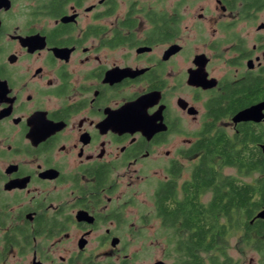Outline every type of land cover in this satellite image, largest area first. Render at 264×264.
Listing matches in <instances>:
<instances>
[{"label":"flooded vegetation","instance_id":"obj_1","mask_svg":"<svg viewBox=\"0 0 264 264\" xmlns=\"http://www.w3.org/2000/svg\"><path fill=\"white\" fill-rule=\"evenodd\" d=\"M260 76L264 0H0V264H139L128 246L145 224L164 243L153 264H201V203L215 198L238 224L222 236L215 215L203 259L264 264V118L233 122L264 101L210 111ZM207 134L246 157V170L212 163L248 187L201 193Z\"/></svg>","mask_w":264,"mask_h":264},{"label":"trees","instance_id":"obj_2","mask_svg":"<svg viewBox=\"0 0 264 264\" xmlns=\"http://www.w3.org/2000/svg\"><path fill=\"white\" fill-rule=\"evenodd\" d=\"M226 95L220 97L218 100L211 104L210 111L212 117H219L230 115L235 110L242 109L243 107L254 104L259 101H264V76L255 77L252 81L242 82L241 84L231 87L228 85L226 89ZM235 92V93H234ZM233 94V96H232ZM197 152H202L201 168L196 173H201V180L196 178L195 185H201V193L205 190H218L219 188H246L245 183H242L230 176H223L221 174V168L216 169L212 163V158L220 157L224 163L222 166H234L239 170H246V157H238L233 152V147L229 143L226 137L221 136H209L201 141L196 147ZM198 177V176H196ZM264 187V184L262 185ZM193 187V186H189ZM188 219L197 217L198 207L197 205L189 207ZM161 214L165 213V209H160ZM228 208L217 205L216 198L205 206L201 203V264H205L203 255L209 254L215 246L213 232L216 228L215 215L222 213L223 216L228 218L227 225H222L221 234L224 236L228 234L231 228H235L238 221H231L229 218ZM216 217V218H217ZM218 220V218H217ZM190 246L186 249L188 254V260L193 256L191 242L187 244ZM187 258L183 257V262L187 263ZM212 264H216L217 261L210 260Z\"/></svg>","mask_w":264,"mask_h":264},{"label":"rangeland","instance_id":"obj_3","mask_svg":"<svg viewBox=\"0 0 264 264\" xmlns=\"http://www.w3.org/2000/svg\"><path fill=\"white\" fill-rule=\"evenodd\" d=\"M249 33H252L251 29H250ZM253 33H255L254 29H253ZM226 35L227 34H224L225 39L227 40V38H229L230 36L229 35L226 36ZM213 40H214V36H212V33L210 32L209 35L207 33L206 37L203 40V42H205V47L206 48L213 47L212 46L214 43ZM201 50H203V49H201ZM227 50H228V45H224V46L220 47L218 49V51H215L214 53L209 52L212 56L213 55L215 56V58L213 59V66H214L215 70H217L218 73H220L219 67L224 66L226 64V61L228 60V56H225V55L223 56L224 51H225V53H227ZM225 66L220 71L226 72V73L230 72V69L227 66L226 67ZM217 72L215 71V73L218 75ZM226 172H231V170L228 169V170H226ZM140 197H141V201L145 197H147L146 192H143V193L141 192ZM146 206H149V205L147 204ZM142 213L145 214L146 212L142 211ZM141 230H142V234H141V237L139 239V242L132 244V245H129L128 246L129 252L131 254H137L136 256L140 258V260L138 261L139 264H153L154 263L153 261L156 259H159V257L162 256V253H164L163 252V244L164 243L154 242L153 237H154L155 233H154L153 228L150 227V225L145 224L144 226H142ZM234 242H235V240H231L229 242L230 243L229 244L230 245L229 254L232 257L237 256L236 251H235L234 246H233V245H235ZM205 264H212V263H211V261L205 260Z\"/></svg>","mask_w":264,"mask_h":264},{"label":"water","instance_id":"obj_4","mask_svg":"<svg viewBox=\"0 0 264 264\" xmlns=\"http://www.w3.org/2000/svg\"><path fill=\"white\" fill-rule=\"evenodd\" d=\"M202 59V57H201ZM205 64V63H204ZM264 111V102L258 103L250 108H247L241 112H239L234 118L233 122H247V121H253V122H260L263 118V112ZM263 154H264V146H263ZM260 217H264V212L260 215ZM155 264H165L164 262H156Z\"/></svg>","mask_w":264,"mask_h":264}]
</instances>
